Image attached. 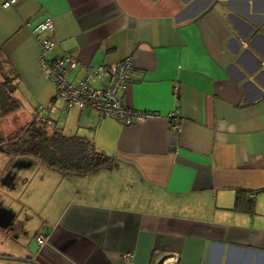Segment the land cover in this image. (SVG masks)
Returning <instances> with one entry per match:
<instances>
[{
  "label": "crops",
  "instance_id": "obj_1",
  "mask_svg": "<svg viewBox=\"0 0 264 264\" xmlns=\"http://www.w3.org/2000/svg\"><path fill=\"white\" fill-rule=\"evenodd\" d=\"M5 1L0 52L16 68L27 122L38 105H53L45 118L114 158L89 174L32 155L1 166L10 189L21 167L40 178L27 204L33 211L39 194L36 232L26 242L14 227L6 235L23 247V264H157L163 256L166 264H264V0ZM48 18L58 44L47 56L78 60L67 65L71 82L130 57L126 101L162 117L125 124L55 100L33 33ZM240 191L253 210L235 207ZM1 199L5 221L16 225L15 208Z\"/></svg>",
  "mask_w": 264,
  "mask_h": 264
},
{
  "label": "built area",
  "instance_id": "obj_2",
  "mask_svg": "<svg viewBox=\"0 0 264 264\" xmlns=\"http://www.w3.org/2000/svg\"><path fill=\"white\" fill-rule=\"evenodd\" d=\"M17 1L6 0L4 4L9 6ZM53 29L54 22L48 18L36 26L33 33L41 49L42 70L56 86L55 100H63L68 107L93 108L101 117H113L125 124L162 117L157 111L134 108L126 101L125 92L130 85L133 68L130 57L110 64L93 66L81 80L76 83L71 82L66 69L67 65L72 67L77 65L76 57L71 53L56 58L47 56V53L58 44L56 38L47 33ZM50 109H53V105H38L33 112V118L38 121L43 119L45 112ZM168 118L174 120V128L180 129L181 120L178 112L171 111ZM36 239L41 246L45 244L47 236L40 233Z\"/></svg>",
  "mask_w": 264,
  "mask_h": 264
},
{
  "label": "trees",
  "instance_id": "obj_3",
  "mask_svg": "<svg viewBox=\"0 0 264 264\" xmlns=\"http://www.w3.org/2000/svg\"><path fill=\"white\" fill-rule=\"evenodd\" d=\"M17 75L12 62L0 52V111L3 114L12 113L23 104L15 92ZM0 151L13 156H35L64 173L89 174L114 162V158L100 149L94 140L76 133L68 134L45 116L39 121L33 118L2 136ZM235 207L251 211L254 201L240 191Z\"/></svg>",
  "mask_w": 264,
  "mask_h": 264
},
{
  "label": "rangeland",
  "instance_id": "obj_4",
  "mask_svg": "<svg viewBox=\"0 0 264 264\" xmlns=\"http://www.w3.org/2000/svg\"><path fill=\"white\" fill-rule=\"evenodd\" d=\"M30 109L31 107L29 105L24 104L19 109H17L16 111L10 114H3L0 111V138L4 135L11 133L13 130L17 128L22 127L24 124H26L27 116L30 115ZM9 162L10 164H13V165L15 164L13 155L0 151V168L1 166H3L2 170H5ZM43 167L44 166H42L40 170H42ZM31 172H32L31 169H25L23 167H21L20 169H16L15 176H18V175L20 176L16 177V179L13 181L14 182L13 189L8 188L9 184L7 181L4 180L0 182V199L2 197V201H8L9 202L8 205L12 204L13 206L12 205L11 206L15 208V210L13 209L11 211V213L16 212V216H17L16 225H14V228L17 230H20L19 232L21 235V239L23 238V240H25L29 238V241L31 240V237L34 235L39 224L41 223L43 219V217L41 216L42 213L38 210L39 208L36 207L35 200L38 201V196H39L38 193L33 198L34 200L33 211L30 210L27 206L29 200H31L30 190L33 187L35 188V186H36L37 191L39 188L38 181L40 178L37 176H32ZM26 176H29V178H26ZM24 226H26V229L24 228ZM1 232L2 230L0 229V249H2L1 250L2 252L0 251L1 254L2 253L7 254L10 252L14 255V258H15L14 261L16 262V264H23L22 261L24 260H20V259H25L22 255L23 254L22 252L24 250L23 247H19L15 245V243L13 244L12 243L13 241H11L10 238L3 236ZM26 241L27 240H25V242ZM25 247L27 248V246ZM35 247H37V245L35 241H33L32 239L31 248H35ZM9 258H11V256ZM7 259L1 258L0 264H13V260H7Z\"/></svg>",
  "mask_w": 264,
  "mask_h": 264
},
{
  "label": "flooded vegetation",
  "instance_id": "obj_5",
  "mask_svg": "<svg viewBox=\"0 0 264 264\" xmlns=\"http://www.w3.org/2000/svg\"><path fill=\"white\" fill-rule=\"evenodd\" d=\"M9 175H10V173H9ZM5 177H6V175L4 176V175H2L1 177H0V182H2V181H6V179H5ZM1 201H2V199H1ZM2 209V211H0V223H2V226L3 227H1V230H2V232H4L3 233V235L4 236H6L7 235V233H9L10 232V230L11 229H13V227L14 226H11V225H9V224H7V222L5 221V218H6V215L3 213V212H5L6 211V209L5 208H1ZM3 213V214H2ZM13 225V224H12ZM9 236V235H8ZM8 258V257H7Z\"/></svg>",
  "mask_w": 264,
  "mask_h": 264
},
{
  "label": "water",
  "instance_id": "obj_6",
  "mask_svg": "<svg viewBox=\"0 0 264 264\" xmlns=\"http://www.w3.org/2000/svg\"><path fill=\"white\" fill-rule=\"evenodd\" d=\"M166 259H167V256H163V257H161V258L158 260L157 264H165Z\"/></svg>",
  "mask_w": 264,
  "mask_h": 264
}]
</instances>
